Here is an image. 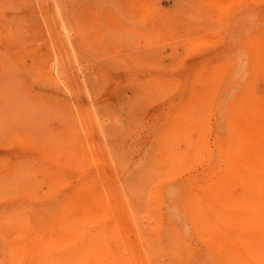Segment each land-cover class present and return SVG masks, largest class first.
I'll return each mask as SVG.
<instances>
[{"label": "rangeland", "instance_id": "obj_1", "mask_svg": "<svg viewBox=\"0 0 264 264\" xmlns=\"http://www.w3.org/2000/svg\"><path fill=\"white\" fill-rule=\"evenodd\" d=\"M57 3L73 17L83 8V27L77 24L83 28L80 59L60 45L65 34L61 39L67 38L72 50ZM260 17L264 0H0V185L15 179L30 187L27 194L5 197L12 185L0 186V215L23 206L53 217L61 196L94 193L99 207L86 218L90 224L77 246L59 245V223L53 225L48 234L55 239L53 258L83 243V250H90L83 264H93V251L100 257L94 264H134V249L146 252L144 264H223L226 254L198 218L206 215L224 234L228 227L219 215L230 205L241 217L229 211L223 217L243 225L258 264H264V198L246 192L238 206L237 194L221 196L218 180L224 155L219 142L226 146L227 134L241 127L244 116L241 81L233 74L253 63L246 38L256 22L264 27ZM200 73H209L211 82H203L207 76L199 78ZM69 79L81 83L83 91L70 89ZM232 116L239 118L237 125ZM63 127L72 132H62ZM184 127L203 132L205 148L173 167L165 160L161 138ZM63 140L82 149V155L69 163V154L60 150L55 164V153L41 149L45 142L55 148ZM35 185L39 195L32 193ZM188 207L190 214L200 211L197 222ZM216 210L220 214L214 215ZM228 233L240 236L235 225Z\"/></svg>", "mask_w": 264, "mask_h": 264}, {"label": "bare ground", "instance_id": "obj_2", "mask_svg": "<svg viewBox=\"0 0 264 264\" xmlns=\"http://www.w3.org/2000/svg\"><path fill=\"white\" fill-rule=\"evenodd\" d=\"M62 3H63V1H62ZM60 4H61V2H60ZM60 4L58 5V3H57V6H59L60 13H61L60 18L62 17V21H63V23H62L63 26L62 25L61 26L63 27V29L68 30V32H69V36H70L69 39L71 40V42H69V43L71 44L72 50H70V52L68 51L69 50L68 49L69 44L67 43L68 42L66 40L67 38H65V40L61 39L65 35L64 33H63L64 35L61 36V38H60V45H62V47L67 48V52H65L67 55L73 54L75 57L80 59V57L83 55V33H82L83 28L81 30H79L80 27H83V10H82L83 8H81L82 11L81 10L79 12L77 11L78 14L73 17L71 15L69 16V14H67L66 10L64 8H62L63 5H60ZM71 14H73V13H71ZM262 20H264V19H262ZM59 22H60V20H59ZM77 24H79V26H80L79 29L77 28ZM258 24L259 23L256 22V25L254 26L253 30L249 33L250 37L246 38L247 44L250 46L251 52L253 55V63L249 67H239L237 70L238 72L235 71V74H233L236 78H239L241 81L240 82L241 97L243 98V100L241 99L243 102V105L241 107H242V110L244 109V116H243V119L240 121H241V127H243V128L239 127L240 124L237 125L236 121H238V123H239V120H238L239 118L235 119L237 117L235 116L233 118V116H232V119H234L232 121L236 120L235 121L236 123L235 122L234 123L237 126H235V124L233 122H232L233 124H231L229 122L228 123L231 125H234L237 128L239 127L238 129L240 131L237 128L233 129L236 131H229V133L227 134L228 137L226 140V146H224V144H223L224 143L223 139L220 140V142H219L220 143V145H219L220 150H221V152L223 151V154H224L223 155V161H222L223 169H222L220 178L218 179L220 181V183L222 184L220 193H221L222 197H229V198H232L233 194H237V196H236L237 199H235V201H238V204H239L238 206H240V204L242 205L241 199L245 197L246 192L251 193L253 196L256 195V197L264 198V27H261L262 25L260 26V24L259 25ZM74 30L77 32V35H78L77 36L78 38L76 37L75 39L72 38L70 35V32L71 31L74 32ZM60 33H61V31H60ZM63 57L64 56L62 54L60 57L56 56L57 62H58V60L61 61V59H64ZM58 64H59V62H58ZM223 68H225V67H223ZM213 69H215V68L213 67ZM232 69H231V71H232ZM233 71H234V69H233ZM207 72H209V73L212 72V69H211V71H207ZM209 73L204 74V76L206 75L207 78H205L200 73L201 75L199 76V78H201V76H202V79L205 78L203 80V82L207 79V83H208L210 81V80L208 81V76L210 75ZM217 77H218V75H217ZM223 77H225V73H224ZM49 78H50L49 80L55 79V78H52V76ZM229 78H230V76H229ZM229 78H228V80H229ZM195 79H197V77ZM67 81L65 83H67ZM195 81H197V80H195ZM218 81H223V80L221 78V80H218ZM230 81H232V80L230 79ZM232 82H234V80ZM232 82L231 83L229 82L230 85H232ZM50 83L53 84V80L50 81ZM224 83L226 84V82H224ZM224 83L221 82L220 84H224ZM227 83H228V81H227ZM80 84H76L74 81L69 79V84L67 86H69L70 89L79 92V91H83V86ZM207 85H209V84H205L204 86H207ZM57 87H59V85ZM215 87H216V85H215ZM228 87H229V85H228ZM209 89H211V86ZM230 90H232V89H230ZM204 91H205V89H204ZM212 91H214V89H212ZM197 92H198V90H197ZM210 92H211V90H210ZM218 92L220 93L221 91L218 90ZM218 92H217V94H219ZM238 92L240 93V91H238ZM199 94H200V92L198 93V95ZM210 94H211V96H212V94L214 96V93H210ZM221 94L222 93H220V99H221ZM202 95H203V93H202ZM202 95H201V97L200 96H198V97L202 98ZM203 96H205V95H203ZM232 96H233V93H232ZM233 97L235 99V97H237V96H233ZM199 100H201V99H198V101ZM207 100H208V98H207ZM218 100H219V98H218ZM221 100H223V99H221ZM227 100H229V99H227ZM202 101H201V103H202ZM204 102H205V100H204ZM218 103H219V101H218ZM224 103H223V105H224ZM237 103L238 102L234 103L235 106ZM195 104H197V106L196 105L195 106L198 107L199 103H195ZM230 104L232 105V101L227 105H230ZM223 105H221V106H223ZM230 106L227 108V111L231 110L230 111V114H231V112H233L234 109L232 111V108H230ZM238 106H240V105H238ZM215 107H217V106H215ZM88 109H87V111H88ZM83 110L86 111V108L80 110L82 116H83V113L84 114L86 113ZM242 110H241V112H242ZM91 111H93V110L91 109ZM197 111H199V110H197ZM221 111H223V109H221ZM222 113H220V114L222 115ZM226 114L230 115L229 113H226ZM90 115H91V113L89 114L88 117H90ZM228 115H227V117H228ZM238 115H240V114H238ZM192 116H194V115H192ZM190 117L188 118V116H186V118H188V119H190ZM225 118H226V116H225ZM229 124L228 125L226 124V127L231 126ZM200 125H201V122H200ZM196 127H194L195 131H196V129H195ZM231 127L234 128L233 126H231ZM185 128L186 127H184L183 130H180L177 132L175 131V128H173L174 129L173 131L167 130L166 132H163V135L161 138L163 145H165L167 147L165 160L169 165H171L173 167L178 165L179 163L185 161L184 159H186V157L189 154H192V155L195 154L196 155L195 152H197V151L200 152L202 149L204 150V148H205L203 140H201L203 132H195L191 127L187 128V130ZM198 128H199V125H198ZM188 129H192L194 132L191 130H188ZM60 130L62 132H66V133L72 132L71 131L72 129H69L67 127H63ZM193 133H195V134L197 133L196 139L193 138ZM30 138L31 137L29 135L26 136V139H30ZM35 140L32 139V142L34 144L36 142V144H37L38 141H37V139H35ZM177 143H179V146ZM50 144H51V142H45V144L43 145L45 150L41 149L42 146H40V144H39L38 145L39 148L37 147V149L38 150L41 149L42 151H45V153L43 152L45 155L47 154L46 152L48 150H49L48 152H50L52 155L54 152L55 154L53 155V157H56V158L58 157V159H56V158H55V160L53 159L52 160L53 162L54 161L56 163L59 162L58 160H59V157L62 153L60 150L67 153V156L69 154L68 161L71 160L72 158H74V160L76 161V157H79L82 155V149H80L78 146H76L73 143H70L66 140L58 142L57 144H59V146L56 145L55 146L56 149L53 148ZM177 146L181 147V149L180 148L176 149ZM56 153H58L60 155L58 156V154L56 155ZM49 154L47 155V157L51 156ZM192 155H190V156L192 157ZM72 160L69 161V163L70 162L72 163ZM64 164H63V166H66L67 162ZM58 165H61V162ZM8 185H12V186L8 188L9 193L6 192L5 197L10 196L11 194L13 195V194H17V193L24 195V194H27V192L30 190L28 182H26V181L16 182L15 179L10 180L6 184L0 185V186H2V189H3L4 187H7ZM39 189H40L39 185H35L32 189V193L39 195L40 193L38 194L39 191H37ZM45 189H46V187H45ZM225 189H227L228 191ZM0 190H1V188H0ZM30 196L31 195H29V197ZM1 198H4L2 196V194L0 195V199ZM97 198L98 197L94 193L88 194L84 197L81 194L76 195V193L71 194V196L69 195V197L61 196L60 198L57 199V201L59 203L56 206V208L54 209V212L52 214L53 217H48V216H46L45 213L43 214L42 212H32L29 209L24 208L23 206H20L18 209H16L14 212H12L11 214H9L7 216L6 215H0V221H1L0 222V264H83V255L86 256L85 254H88V252L90 251V250H83V243H81L79 248L77 250H74L72 253H66L67 255H64L63 257H58V258L54 257L53 258V255L50 254L51 253L50 252L51 251L50 250L51 249L50 244H52V241H54L55 239L53 240V238H50V236L48 234L53 232V230H51V229H52V227H54L53 225H55V222H58L59 223V234L57 235V238L59 240H57V241H60L59 245H61L63 248H65L67 245L77 246L78 245L77 242L79 240H83L82 239L83 227L87 224H90L89 221L86 222V218L88 217V215L90 213L98 210L99 200ZM216 202H219V200ZM235 204L237 205V203H235ZM224 205H226V204H224ZM226 206L227 207L221 208V209H223L221 214H220V212L218 213L217 210H216L215 214L213 212L214 215H216L217 213L220 214L219 220L221 221V223H223L224 227H228V228H226L224 234H222L220 232V230H218L217 228L215 229V226H211V225H213L212 222H211V225L209 224L208 221H210V220L206 219V217H205L206 215L205 216L203 215L204 212H202V214L200 216H204L205 219L203 217H202L203 219H201L200 216H199L200 218H198V219H200L201 223L202 222L204 223V224L202 223L203 226L201 228H203L204 226L205 227L207 226L206 228L209 227L210 231L207 229H203V230H207L210 232L209 237L212 238L213 242L218 245V249L220 250V252H221V250L223 251V253H221V254L222 255L226 254L222 260L223 264H258V262L260 263L258 253L255 251L256 250V248L254 246L255 244L252 243L249 239L248 240L246 239V235L244 234L243 225L240 222L232 223L228 219L223 217V213H228V211L233 215L236 214L237 217H241L240 212L238 210L235 211L234 209H232L230 205H226ZM228 206H230V207L228 208ZM185 209H187V208H185ZM188 210H189V207L186 211H188ZM196 211L198 212L197 209H196ZM232 212H237V213H232ZM188 213H189V215H191L194 218V217H198V214H200V211L198 212V214L194 213L192 211H191V214L189 211H188ZM189 218L191 219V217H189ZM216 218L218 219L219 217L217 216ZM194 219L196 220V218H194ZM191 220H192V222H194L193 219H191ZM196 222H197V220H196ZM194 224H195V222H194ZM196 224H195V226H196ZM234 225L239 228L240 236L238 235V237H237V235L234 237L232 234L228 233V230L232 229L234 227ZM229 226H231V228ZM122 228H126V227L122 225ZM197 228H199V227H197ZM201 228H200V230H201ZM11 233H14L13 237L11 236L12 235ZM202 233H204V232L202 231L200 234H202ZM130 243L132 244L133 242L130 241ZM217 245L216 246L214 245V246L217 247ZM219 247H221V248H219ZM145 253H143L140 249L139 250L134 249L133 254H132L133 263L134 264L147 263L148 258H147V255ZM90 257H91V260L93 261V264L96 263L97 260L100 259L99 254L96 251L91 252Z\"/></svg>", "mask_w": 264, "mask_h": 264}]
</instances>
